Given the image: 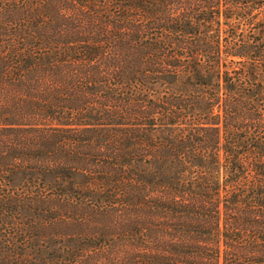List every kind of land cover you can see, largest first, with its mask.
<instances>
[{"label": "trees", "instance_id": "trees-1", "mask_svg": "<svg viewBox=\"0 0 264 264\" xmlns=\"http://www.w3.org/2000/svg\"><path fill=\"white\" fill-rule=\"evenodd\" d=\"M0 264H264V0H0Z\"/></svg>", "mask_w": 264, "mask_h": 264}, {"label": "rangeland", "instance_id": "rangeland-1", "mask_svg": "<svg viewBox=\"0 0 264 264\" xmlns=\"http://www.w3.org/2000/svg\"><path fill=\"white\" fill-rule=\"evenodd\" d=\"M50 182L52 181L51 179H48Z\"/></svg>", "mask_w": 264, "mask_h": 264}]
</instances>
